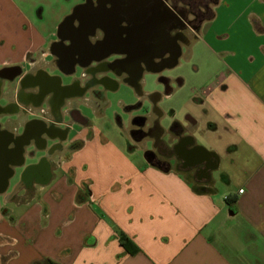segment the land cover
Listing matches in <instances>:
<instances>
[{"label": "crops", "instance_id": "0c3cea01", "mask_svg": "<svg viewBox=\"0 0 264 264\" xmlns=\"http://www.w3.org/2000/svg\"><path fill=\"white\" fill-rule=\"evenodd\" d=\"M213 12L197 39H207L216 67L192 90L184 79L161 99L184 93V113L164 126L178 151L168 164L152 158L157 147L139 144L141 111L130 104L125 144L91 120L76 131L70 102L53 113L14 94L28 110L10 113L4 127L18 134L13 123L40 119L69 130L49 137L63 145L43 179L25 181L44 154L35 137L25 144L19 173L0 193V264H264V0H218ZM55 33L47 37L18 1L0 0V71H34ZM175 123L182 128L173 132Z\"/></svg>", "mask_w": 264, "mask_h": 264}, {"label": "flooded vegetation", "instance_id": "af4514ba", "mask_svg": "<svg viewBox=\"0 0 264 264\" xmlns=\"http://www.w3.org/2000/svg\"><path fill=\"white\" fill-rule=\"evenodd\" d=\"M160 1L175 16L176 25L172 28L165 25L152 29L156 17L151 0H86L59 24L41 66L25 74L17 66L0 71V118H5L0 120V193L7 187L8 179L20 169L24 146L32 137L44 149V154L37 165L24 170L27 182L33 177L43 179L48 157L62 148L61 141L49 137L64 138L69 130L47 125L40 119L21 127L13 123L20 131L18 134L4 127L10 113L28 110L27 106L21 107L13 101L14 94L22 102L34 104L39 111L49 107L53 113H60L62 106L70 102L67 119L77 120L74 124L80 126V123L88 125L90 122L81 107L92 109L93 114L101 118L110 104L109 94L118 91L121 84H127L134 88L137 96V102L127 108L141 111L136 119L140 124L139 143L157 147L152 158L158 163L168 164L178 153L176 148L171 150L168 146L171 138L163 125L164 114L159 102L182 79L163 73L178 64L179 48L190 44L192 35L198 37L201 25L211 18L213 4L218 0ZM146 73L159 75L162 88L146 92L143 80ZM3 86L7 96H2ZM118 118L124 126L121 117ZM58 119L61 121L63 116L60 114ZM180 128L182 126L175 123L171 131ZM43 134L48 137L41 138Z\"/></svg>", "mask_w": 264, "mask_h": 264}, {"label": "rangeland", "instance_id": "374dc122", "mask_svg": "<svg viewBox=\"0 0 264 264\" xmlns=\"http://www.w3.org/2000/svg\"><path fill=\"white\" fill-rule=\"evenodd\" d=\"M21 4V6L32 16L34 21L42 29L47 37H50V32L57 30L59 24L62 22L64 17L70 14L74 8L83 3L84 0H16ZM47 33V34H46ZM189 35H192V32H188ZM52 39V38H51ZM209 43L205 38H198L191 36L190 44H182V55L179 58V63L172 69L165 71L163 75L172 77L173 79L181 78L186 80L185 92L190 91L194 88V82L196 79L208 74L212 71V68H215L216 61L211 57L209 53ZM159 75L153 73H146L144 75V90L146 92H154L162 88V85L158 82ZM65 81H69V78H65ZM183 96L184 93H177L173 97L165 98L161 101V107L167 113V117L164 118L163 125H171L169 123L170 117L177 110L180 114H183L185 111L183 105ZM110 104L105 109V114L99 118L95 116L92 112V109L86 107L80 108L83 114L88 117L94 127L98 128L102 134H104L108 140L122 141L126 144L127 138L123 136L124 128L127 127L128 123L131 121L130 112L124 110L125 104L132 105L137 102V96L133 87H130L127 84H121L118 91L109 94ZM3 102V101H1ZM78 104V103H77ZM121 117L123 125L120 124ZM1 121H4L5 118H0ZM75 130H79V125L74 126ZM141 146H150L151 143H139ZM140 153V152H138ZM41 153L36 157L39 160L41 159ZM135 156H139L138 154ZM144 156V154H143ZM49 156L48 158H51ZM34 159H29L32 161ZM18 173L20 169L17 170ZM18 178V177H17ZM14 179V182L17 180ZM13 206V203H10Z\"/></svg>", "mask_w": 264, "mask_h": 264}, {"label": "water", "instance_id": "95a60500", "mask_svg": "<svg viewBox=\"0 0 264 264\" xmlns=\"http://www.w3.org/2000/svg\"><path fill=\"white\" fill-rule=\"evenodd\" d=\"M151 1L154 2V7H155L154 10H155V17H156V19H154L155 22L151 26L152 29L159 28V26H160V28H162V27L164 28L165 25L169 26V28H172L173 26H175L176 25V19H175V16L173 15V13L170 10H168L167 8H165L163 6V3L160 0H151ZM181 49L182 48H179V53L177 55V61L181 55Z\"/></svg>", "mask_w": 264, "mask_h": 264}, {"label": "trees", "instance_id": "16d2710c", "mask_svg": "<svg viewBox=\"0 0 264 264\" xmlns=\"http://www.w3.org/2000/svg\"><path fill=\"white\" fill-rule=\"evenodd\" d=\"M121 241H122L123 246L127 249V251H129L130 253L137 252L134 243L127 236L125 235L121 236ZM34 264H58V263L52 259H44Z\"/></svg>", "mask_w": 264, "mask_h": 264}, {"label": "built area", "instance_id": "2783aa9c", "mask_svg": "<svg viewBox=\"0 0 264 264\" xmlns=\"http://www.w3.org/2000/svg\"><path fill=\"white\" fill-rule=\"evenodd\" d=\"M240 192H243V190H240Z\"/></svg>", "mask_w": 264, "mask_h": 264}]
</instances>
